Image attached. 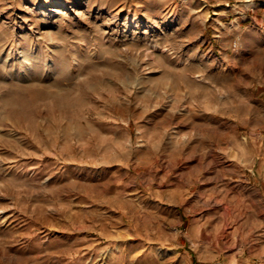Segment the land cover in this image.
I'll return each mask as SVG.
<instances>
[{
    "label": "rangeland",
    "instance_id": "374dc122",
    "mask_svg": "<svg viewBox=\"0 0 264 264\" xmlns=\"http://www.w3.org/2000/svg\"><path fill=\"white\" fill-rule=\"evenodd\" d=\"M0 264H264V0H0Z\"/></svg>",
    "mask_w": 264,
    "mask_h": 264
},
{
    "label": "crops",
    "instance_id": "0c3cea01",
    "mask_svg": "<svg viewBox=\"0 0 264 264\" xmlns=\"http://www.w3.org/2000/svg\"><path fill=\"white\" fill-rule=\"evenodd\" d=\"M250 6V4H249ZM249 7H247V4H242V5H238L236 9H234L233 11H230L229 15L232 16V21L235 23L234 29L236 30L237 28H241L242 25L245 26V20L247 19V17H249V14L246 13V9H248ZM223 29L221 31L225 32L226 28L225 26L222 27ZM227 32V31H226ZM137 132L139 134H142V132H145V127L143 128L142 126H140L138 129H136ZM199 146H197L198 149ZM202 149V148H200ZM199 149V150H200ZM204 149V147H203Z\"/></svg>",
    "mask_w": 264,
    "mask_h": 264
},
{
    "label": "built area",
    "instance_id": "2783aa9c",
    "mask_svg": "<svg viewBox=\"0 0 264 264\" xmlns=\"http://www.w3.org/2000/svg\"><path fill=\"white\" fill-rule=\"evenodd\" d=\"M232 48H237V40H234L233 42H232Z\"/></svg>",
    "mask_w": 264,
    "mask_h": 264
}]
</instances>
